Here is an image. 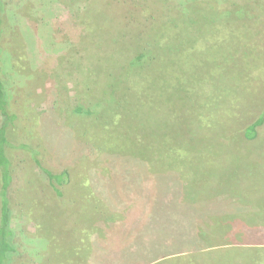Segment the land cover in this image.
Returning a JSON list of instances; mask_svg holds the SVG:
<instances>
[{"label": "rangeland", "instance_id": "obj_1", "mask_svg": "<svg viewBox=\"0 0 264 264\" xmlns=\"http://www.w3.org/2000/svg\"><path fill=\"white\" fill-rule=\"evenodd\" d=\"M2 2L8 264H264V0Z\"/></svg>", "mask_w": 264, "mask_h": 264}, {"label": "trees", "instance_id": "obj_2", "mask_svg": "<svg viewBox=\"0 0 264 264\" xmlns=\"http://www.w3.org/2000/svg\"><path fill=\"white\" fill-rule=\"evenodd\" d=\"M2 12L3 2L0 0V36L3 31ZM142 56L144 57V54H142ZM9 103L5 81L0 74V206L5 213L1 217L0 222V264H8L12 260V253L10 250L12 249L14 231L8 222L9 217L6 216V213L10 209L11 204V188L14 181V152L20 149L29 150L32 153L35 163L44 170L53 184L54 181L61 183L63 177H65L64 175H67L66 171L62 173H53L47 168H44L37 153H34L30 145L20 139L19 133L17 132L19 117L17 113L11 111ZM89 108L88 111L92 114L93 108ZM263 121L264 117L261 115L249 124L245 128L246 137L251 139L255 138L257 135V129ZM57 192L61 194L60 190H57ZM155 208L158 207L155 206Z\"/></svg>", "mask_w": 264, "mask_h": 264}]
</instances>
